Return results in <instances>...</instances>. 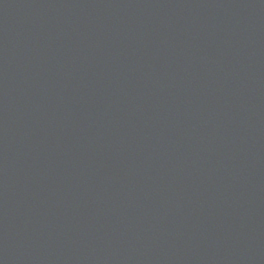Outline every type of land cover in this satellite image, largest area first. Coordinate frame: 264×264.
Listing matches in <instances>:
<instances>
[{
	"label": "water",
	"instance_id": "1",
	"mask_svg": "<svg viewBox=\"0 0 264 264\" xmlns=\"http://www.w3.org/2000/svg\"><path fill=\"white\" fill-rule=\"evenodd\" d=\"M0 264H264V0H0Z\"/></svg>",
	"mask_w": 264,
	"mask_h": 264
}]
</instances>
